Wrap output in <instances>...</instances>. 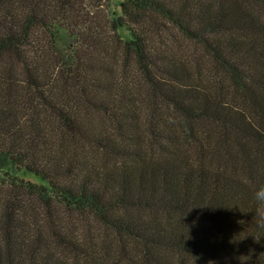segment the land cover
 <instances>
[{"label": "trees", "instance_id": "1", "mask_svg": "<svg viewBox=\"0 0 264 264\" xmlns=\"http://www.w3.org/2000/svg\"><path fill=\"white\" fill-rule=\"evenodd\" d=\"M261 184L264 0H0V264H264Z\"/></svg>", "mask_w": 264, "mask_h": 264}, {"label": "clouds", "instance_id": "2", "mask_svg": "<svg viewBox=\"0 0 264 264\" xmlns=\"http://www.w3.org/2000/svg\"><path fill=\"white\" fill-rule=\"evenodd\" d=\"M252 199L256 205L255 222L264 226V184L259 185L252 193Z\"/></svg>", "mask_w": 264, "mask_h": 264}, {"label": "rangeland", "instance_id": "3", "mask_svg": "<svg viewBox=\"0 0 264 264\" xmlns=\"http://www.w3.org/2000/svg\"><path fill=\"white\" fill-rule=\"evenodd\" d=\"M26 178L29 179V180H32L34 182H38V180L35 178V176L27 175Z\"/></svg>", "mask_w": 264, "mask_h": 264}]
</instances>
